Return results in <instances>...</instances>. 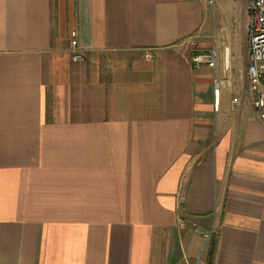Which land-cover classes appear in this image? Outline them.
Listing matches in <instances>:
<instances>
[{
	"label": "crops",
	"instance_id": "crops-1",
	"mask_svg": "<svg viewBox=\"0 0 264 264\" xmlns=\"http://www.w3.org/2000/svg\"><path fill=\"white\" fill-rule=\"evenodd\" d=\"M247 1L0 0V264H264Z\"/></svg>",
	"mask_w": 264,
	"mask_h": 264
},
{
	"label": "built area",
	"instance_id": "built-area-1",
	"mask_svg": "<svg viewBox=\"0 0 264 264\" xmlns=\"http://www.w3.org/2000/svg\"><path fill=\"white\" fill-rule=\"evenodd\" d=\"M246 28L249 38V63L247 66L248 87L252 97V104L256 115L264 119V0H248L246 6ZM71 49L74 53L73 61H83L77 31L70 32ZM147 53L146 58H151ZM195 67L206 64L209 68H216L214 54L193 55ZM218 94V86L215 88ZM238 103L239 99H234Z\"/></svg>",
	"mask_w": 264,
	"mask_h": 264
},
{
	"label": "rangeland",
	"instance_id": "rangeland-1",
	"mask_svg": "<svg viewBox=\"0 0 264 264\" xmlns=\"http://www.w3.org/2000/svg\"><path fill=\"white\" fill-rule=\"evenodd\" d=\"M210 15H211V24H210V31H209V38L205 39V41L208 44V53L214 54L217 57V67H216V77L220 79V76L222 74V71L225 70V46L228 44V42L225 40V38L221 37V33H219V30L221 29L220 22H227L229 28H231V21L235 17L233 8H228V4L232 0H210ZM215 69H210L208 71H214ZM235 71V63L232 59L231 61V70ZM226 94L223 92V97H225ZM215 231V230H212ZM211 237H215L214 233H212L210 236L208 235V238L205 236L203 237V245L201 254L204 253V247L207 239H210Z\"/></svg>",
	"mask_w": 264,
	"mask_h": 264
},
{
	"label": "trees",
	"instance_id": "trees-1",
	"mask_svg": "<svg viewBox=\"0 0 264 264\" xmlns=\"http://www.w3.org/2000/svg\"><path fill=\"white\" fill-rule=\"evenodd\" d=\"M211 242L209 244V255H208V260H209V263L212 264L213 263V257H214V252H215V238L214 237H211L210 238Z\"/></svg>",
	"mask_w": 264,
	"mask_h": 264
}]
</instances>
